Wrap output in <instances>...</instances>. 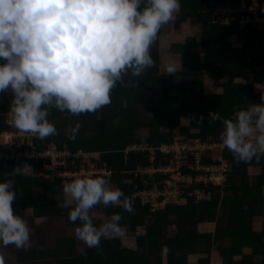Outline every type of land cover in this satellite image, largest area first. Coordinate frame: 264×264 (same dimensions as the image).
<instances>
[{
	"label": "trees",
	"instance_id": "trees-1",
	"mask_svg": "<svg viewBox=\"0 0 264 264\" xmlns=\"http://www.w3.org/2000/svg\"><path fill=\"white\" fill-rule=\"evenodd\" d=\"M246 2L251 4L249 0ZM180 4L174 29L180 30L189 21L199 39L192 37L184 44L174 45L172 53L180 56L191 72H203L211 82L220 84L222 93H207L205 83L200 80L177 83L159 73L156 44L160 29L150 50L155 67L138 78L137 86L118 84L111 92V103L95 113L73 116L67 111L51 109L48 119L58 134L43 140L35 139L33 147L36 152L54 147L58 153H67L66 167L59 166L58 171L71 177L50 176L51 173L44 169L50 163L49 159L34 164L32 175L13 174L12 163L0 162V183L7 179L14 183L13 214L23 217L29 230L33 229L36 220H50L61 222L62 230L71 232L79 221L76 224L70 222V209L59 207L63 200V185L80 172L78 164L81 161L75 156L79 153L92 154L90 158L97 155V160L90 159L95 170H105L109 177L103 173L91 176L104 177L109 186L121 189L132 200L134 211L129 213L112 205L106 208L99 205L96 209L103 212L104 221L119 213L122 216L119 223L134 237V245L124 244L120 236L109 237L102 238L98 248L87 247L77 252L76 238L62 235L51 249L39 251L31 246L33 248L17 253L10 264H212L213 253L219 256L221 264H264V156L259 162L253 159L248 163H237L230 152H225L222 157L229 162L230 170L225 174L222 188L196 182L197 175L190 169L195 158L190 156L189 165L181 172L184 178L192 181L179 184L180 200H186L184 205L168 202L163 209L153 210L151 203L134 197L138 192L164 191L165 181L172 179L162 173L150 177L137 173L138 168L151 166L157 170L176 163L173 154L158 152L151 160L148 150L172 145L177 138L184 144L195 140L202 143L219 141L223 126L219 121L209 124L211 112L233 118L240 109L264 103L261 93L256 91V87L264 89V30L252 24H240L249 13H243L227 25L223 24L224 20L213 17L222 6L241 8V1L180 0ZM4 62L0 60V64ZM129 78L125 76V81ZM11 100V93H0V134L11 129L5 121ZM77 123L80 127L73 140L69 137ZM141 129L147 130L144 141L135 135ZM142 144L145 151H132L134 146ZM71 161L75 162L74 166ZM202 163L209 166L213 161L204 158ZM250 169H259L260 174L252 175ZM158 199L160 203L164 201L163 197ZM27 211L31 212V217L26 216ZM257 218L263 219L259 230L255 228ZM208 225L216 226L213 233L200 232V227ZM138 229H142L140 234H137ZM245 249H250L252 254L245 256ZM191 259L196 261L191 262Z\"/></svg>",
	"mask_w": 264,
	"mask_h": 264
},
{
	"label": "clouds",
	"instance_id": "clouds-1",
	"mask_svg": "<svg viewBox=\"0 0 264 264\" xmlns=\"http://www.w3.org/2000/svg\"><path fill=\"white\" fill-rule=\"evenodd\" d=\"M180 8V0H0V60L5 61L0 64V93L12 94L9 112L15 128L43 140L58 134L48 119L51 109L73 116L95 113L111 103L118 84L137 86L138 78L155 67L150 50L158 32ZM164 70L173 74L179 66L167 62ZM125 76L130 78L125 81ZM260 98L264 101V91ZM216 121L223 126L221 147L237 163L259 162L264 156V103L240 109L233 118L211 112L209 124ZM79 127L71 129L70 139ZM26 170L31 167L13 174ZM13 184L11 179L0 183V245L26 248L30 230L23 217L13 214ZM62 195L59 207L70 209V222L79 221L75 236L88 247L124 234L119 213L97 224L94 208L134 211L132 200L104 177H77L64 183Z\"/></svg>",
	"mask_w": 264,
	"mask_h": 264
},
{
	"label": "rangeland",
	"instance_id": "rangeland-1",
	"mask_svg": "<svg viewBox=\"0 0 264 264\" xmlns=\"http://www.w3.org/2000/svg\"><path fill=\"white\" fill-rule=\"evenodd\" d=\"M258 1L260 2V0H255L251 4L250 10L252 11V13H254V15H252L254 17V20H257V14L259 17H262V16H260V14L258 12L260 10V8H258V7L263 6V4L261 2L259 4ZM262 2L264 3V0H262ZM261 8H263V7H261ZM246 10L249 12L248 8H246ZM245 12L246 11L244 9H242V12L241 11L237 12L235 7L230 5L226 9L214 12L213 17L218 18L219 20L220 19L224 20L223 24L227 25L230 23L231 20H233L232 17L236 18L238 15H241ZM176 14H174V18L166 26H162V28H161V35L159 36L157 44H156V47H157L156 51L158 54V69L160 70L159 73H161L162 75H166L168 77H171L177 83L191 82L192 81L191 78L187 79V76H183L182 72L184 70H187V69H184L185 65H184L183 60L181 59L180 56L176 55V53H172V51L174 52V48H173L174 45L184 44V42H186L189 38H192V37L198 38V35L194 31L191 30V23L189 21L187 23L183 24L181 26L180 30L174 29L173 24H174V19H175ZM223 17H226V18L223 19ZM254 26L260 27L264 30V23H262L261 20H260L259 24H256ZM195 48H196V46H195ZM201 59H202V57H201ZM167 62H175L177 64V66H179V70L173 74H166V72L164 70V66ZM184 73L189 74V72H186V71H184ZM200 75L203 77H201ZM200 75L196 76V78L198 80L202 81L203 83H205L204 84L205 90H207L209 93H216V94L222 93V89L219 87L220 84H217V83L213 84L203 73ZM6 94H10V92H6ZM8 119L10 121H12L10 119V112L5 117L6 123L8 122ZM145 119L147 120V118H145ZM185 124L186 123L183 122L182 125H185ZM10 130L16 131L17 129L15 127H12ZM135 135L137 136V138L144 141L147 137V130L141 129V130L137 131L135 133ZM0 141H2V139ZM134 147L136 149H138V151H145L146 150L145 145H143V144L140 146H137V147L134 146ZM50 148L51 147H47V151H49L48 149H50ZM62 155H63V157H62ZM212 155L214 157L220 158L221 152L219 149H215L214 152L212 153ZM149 156H151V154H149ZM66 158L67 157L64 153L61 154L60 156L58 155V158H54V160H53L54 166H52V170H49V168H47V170H45V171L50 172L52 174L50 176H52V177L56 176V174H60V172L58 171L59 166H61V168L66 167V160H65ZM90 159L97 160L98 156L95 155L93 158H79L78 159L81 161V163L78 164V167L79 168L81 167V169L77 175H74V179L77 177H80V176L92 177L91 176L92 173H94L96 175L103 173L104 174L103 176L108 178L109 175L105 174V172H104L105 170H102V171H96L95 170V168L93 166L94 163ZM210 159L212 160L211 156H210ZM71 165L74 166L75 162L71 161ZM83 166L85 168H83ZM250 170H251L252 175L257 176L260 174L259 169H257V170L256 169H250ZM23 173H25L24 175L28 174L27 170L24 171ZM30 174L32 175V172H30ZM175 179H176V177H175ZM186 183H188V182H186ZM157 198H158L157 195L153 196V197L150 196V197H147L145 201L147 203H153L151 201H155ZM153 204H151L153 206V210L154 209H163V207H161L160 205H158V204L153 205ZM97 207H100V206H97ZM91 214L94 215L95 218L98 220V221H96L97 224H99V221H103V219H104L103 212L101 210L98 211V209H96V208L92 211ZM26 216L31 217V212L27 211ZM99 217L102 219H99ZM49 221H46V220H36L35 221V225L33 226V229L30 230V246L29 247L16 248L14 245H9L7 247L2 246V249H0V259L3 260L4 264H10L11 262H14L15 256L17 253L24 251L25 249H28L31 246H34V249L39 250V251L40 250H48L54 246L57 238L62 237V235L63 236H73L76 238L74 231L69 232L70 230H66V231L62 230L63 226H62L61 222L57 221L54 223L53 221H51V222H49ZM262 221H263V219L260 218L258 220V222L255 223V228L257 230L262 228V225H263ZM214 228H215V225L211 226V227L204 226L200 229V231L202 233H206V232L213 231ZM61 230H62L63 234H61ZM141 231H142V229H138L137 234H140ZM128 236H129V238H132V240L129 242H131V244H134V237H132L130 235H128ZM75 246H76L77 252L83 251L88 247L82 241H80L77 238L75 241ZM243 254L245 256H247V255H251L252 252L250 249H245L243 251ZM200 258H204V257H200ZM190 261L195 262L196 259H191ZM50 262L53 263V261H50ZM211 262H212V264H220L221 263L219 256L216 253H213Z\"/></svg>",
	"mask_w": 264,
	"mask_h": 264
},
{
	"label": "built area",
	"instance_id": "built-area-1",
	"mask_svg": "<svg viewBox=\"0 0 264 264\" xmlns=\"http://www.w3.org/2000/svg\"><path fill=\"white\" fill-rule=\"evenodd\" d=\"M252 4L255 0H249ZM259 2V1H258ZM260 2L263 4V8H260L258 11L260 16L257 14V20H254V13H252L251 4L247 5L246 0H241V8L235 7L236 11H241L244 9L246 12L249 13L246 17H243L241 20V25L245 26L248 24L256 25L260 23V20L262 23H264V3L262 0ZM259 2V4H260ZM258 4V5H259ZM228 6H222L217 8V11H221L223 9L228 8ZM232 6V5H231ZM246 8L249 9V12L246 10ZM262 11V13H261ZM242 15V14H241ZM241 15H238L236 18H233V20H237L238 17ZM11 119V116H10ZM6 125L10 126V128L14 127L12 121L8 119V122ZM0 162L4 164L12 163L13 170L16 169H23L25 165H28L31 167V170H27V173L30 174L32 172V168L34 164L39 162L40 160L45 161L47 159L50 160V163L48 166H45L44 169L52 170L53 160L54 158H58V155L60 156L61 153H58L54 147L50 148L49 151L45 150L43 152H36L33 144L34 140L38 139L35 136H32L30 134L26 133H20L18 130H9L7 132H3L0 134ZM23 147H26L25 150H23ZM146 149V148H145ZM215 149H219L221 152V157L217 159V165H213L212 168L209 166L203 165L202 161L203 159L210 158V155L214 152ZM132 151H138L135 147L132 148ZM151 154L150 159L152 160L153 154L155 152H158L161 155H168L173 154L175 156L176 160V167H174V172H177V178L173 180V182H168L167 187L164 191L155 190L154 192H138L135 194L134 197H138L141 199L142 202H146V198L150 197L153 194H157L158 196L164 197V204H168V202L172 203H179L180 196H181V188L179 184L184 181L183 173L181 172L182 168L184 166L189 165L187 160L190 156H193L195 158V164L190 168L192 172H195L198 176V173H202V175H199V177L205 181L206 183H212L214 185H221L222 182L225 180V174L229 172L230 170V164L228 161H226L222 156L225 152L228 150L226 148L221 147L220 141H214L212 143H202L200 141H192L189 143H182L180 139H176L172 145H161L156 149H150L148 150ZM229 152V151H228ZM66 156H68L67 153H65ZM92 154H83L79 153L76 158H90ZM63 157V155H62ZM212 161H215V157L212 155ZM59 166V165H58ZM161 172L163 174H166L168 172L166 169H160V170H153L152 168H149V170H137V173L139 174H148L155 173V172ZM24 172V171H23ZM22 172V173H23ZM25 174V173H23ZM27 174V175H28ZM94 174V173H92ZM52 175V174H51ZM72 175L70 174H56L54 177H63V178H69ZM81 177V176H80ZM161 203V204H163ZM161 204H158L161 206Z\"/></svg>",
	"mask_w": 264,
	"mask_h": 264
},
{
	"label": "crops",
	"instance_id": "crops-1",
	"mask_svg": "<svg viewBox=\"0 0 264 264\" xmlns=\"http://www.w3.org/2000/svg\"><path fill=\"white\" fill-rule=\"evenodd\" d=\"M184 69H187L186 67H184ZM184 71H186V72H189V74H185L184 73ZM182 73H183V76H187V79L188 78H191L192 79V81H195V80H198L197 78H196V76H198V75H200V74H202L203 72H198V71H194V72H191L190 70H184ZM204 75H205V73H203ZM201 76V75H200ZM206 76V75H205ZM201 77H203V76H201ZM200 77V78H201ZM207 77V76H206ZM208 78V77H207ZM186 81V80H185ZM191 81V82H192ZM213 83V82H212ZM214 84V83H213ZM256 91L258 92V93H261L262 91H264V89H263V87H256ZM206 92L207 93H209L207 90H206ZM212 155V154H211ZM217 157H215V161L213 162V164H210L209 165V167L210 168H212L213 167V165H217ZM174 167H176V163H171L170 164V166L169 167H167V168H164V169H166L168 172H166V175H169L170 176V178H172L171 180H167V181H165V186L167 187V184L166 183H168V182H173V180H175V177L177 178V172H174V171H172V170H174ZM150 168H152L151 166H150ZM139 169H141V168H138L137 170H139ZM156 170V169H155ZM154 173V172H153ZM153 173H150V174H153ZM199 175H202V173H199ZM199 175L198 176H196V179H195V181L196 182H200V183H204V184H206V185H210V184H208V183H206L205 181H203L200 177H199ZM225 180H226V176H225ZM225 180L222 182V184L220 185V186H217V188H222V186H223V184H224V182H225ZM184 181L185 182H188V183H190L191 181H192V179L191 178H188V177H186L185 179H184ZM213 187H216V186H213ZM157 190V189H156ZM155 191V190H154ZM154 191H152V192H154ZM151 192V191H150ZM151 192V193H152ZM157 194H153V195H151V197H153V196H156ZM158 196V195H157ZM161 198V196H158V198ZM156 199L155 201H151V202H153V203H151V204H153V205H156V204H161V203H163V202H159V199ZM164 198V197H163ZM186 203V200H180L179 201V203H175L176 205H184ZM167 204H161V207H165ZM152 208H153V206H152ZM99 219H102V218H100L99 217ZM260 218H257V221L259 220ZM211 226H214V225H208V227H211ZM202 227H204V226H202ZM202 227H200V229L202 228ZM215 228H216V226H215ZM215 228H214V230L213 231H210L211 233H213L214 231H215ZM123 232H124V234L122 235V236H120V239L121 240H123L122 242H124V244H129V243H131V242H129L128 240H132V238H127L128 236V234L126 233V231H124L123 230ZM201 232V231H200ZM210 232H206V233H210ZM127 234V235H126ZM132 245H134V244H132ZM32 248V247H31ZM35 250V249H34ZM221 262V261H220ZM221 264V263H220Z\"/></svg>",
	"mask_w": 264,
	"mask_h": 264
}]
</instances>
